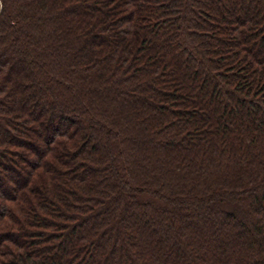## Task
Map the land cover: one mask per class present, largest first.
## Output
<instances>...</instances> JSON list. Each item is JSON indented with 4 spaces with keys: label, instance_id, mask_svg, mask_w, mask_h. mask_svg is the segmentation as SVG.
Returning <instances> with one entry per match:
<instances>
[{
    "label": "trees",
    "instance_id": "obj_1",
    "mask_svg": "<svg viewBox=\"0 0 264 264\" xmlns=\"http://www.w3.org/2000/svg\"><path fill=\"white\" fill-rule=\"evenodd\" d=\"M0 264H264V0H0Z\"/></svg>",
    "mask_w": 264,
    "mask_h": 264
},
{
    "label": "rangeland",
    "instance_id": "obj_2",
    "mask_svg": "<svg viewBox=\"0 0 264 264\" xmlns=\"http://www.w3.org/2000/svg\"><path fill=\"white\" fill-rule=\"evenodd\" d=\"M188 228H191L193 225L190 222H187Z\"/></svg>",
    "mask_w": 264,
    "mask_h": 264
}]
</instances>
